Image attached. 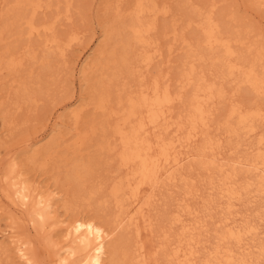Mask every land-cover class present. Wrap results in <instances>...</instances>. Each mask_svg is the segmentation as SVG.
Segmentation results:
<instances>
[{
    "label": "rangeland",
    "instance_id": "374dc122",
    "mask_svg": "<svg viewBox=\"0 0 264 264\" xmlns=\"http://www.w3.org/2000/svg\"><path fill=\"white\" fill-rule=\"evenodd\" d=\"M17 1L0 0V233L8 229L4 234L12 235V238L0 239V245L7 251L3 253L0 248V264H25L15 255L14 241L19 240L27 242L31 254L41 264H55L57 244L59 247L66 244L63 228L72 215L108 218V208L103 202L107 192L104 183L120 172L117 161H113V146L117 139L114 141V137H110V146L101 148L105 136L111 132L104 134L103 127L110 125L112 128L116 123L123 108L117 102L126 96L124 84L130 82L134 89L140 79L149 82L158 76L163 81L168 79L173 91H177V82L188 57L193 53L200 57L202 51V18L196 17L198 11L203 16L212 12L228 37L245 39L247 44L234 42L232 59L235 62L252 61L255 52L250 48H264V0H261L262 4L255 0H143L147 11L142 16L147 23L155 22L156 27L147 36L150 45L145 50L140 46L130 49L129 58L134 62L132 77L114 54L122 52L120 39L129 36L128 29H122V25L133 17L138 0H30L20 8L16 6ZM37 3L42 7L39 8ZM154 6H157L158 13L151 11ZM19 15L22 19L18 18ZM31 25L41 32H32ZM112 28H117L119 34L115 31L110 34ZM53 38L60 46H51L47 42ZM143 53L152 56L148 65L141 63ZM12 58L18 64L11 69L8 64ZM206 58L205 62L195 60V65L224 91L223 97L215 99L209 106L212 112L211 136L221 139L226 158L232 159L237 154L244 156L248 151L246 144L256 143L258 137L242 132L240 137L230 138L225 132L226 111L237 103L264 113V94H256L249 85L240 82L239 74L229 75L220 64H211L207 54ZM262 58L260 69H264V52ZM116 74H119L118 78ZM103 89L111 98L106 110L95 105L97 94ZM189 92L190 88L185 89V99L175 101L174 118L186 113ZM263 128L261 125L260 133ZM237 142H240L238 149L230 152L228 148ZM35 149L38 158L32 160L30 157ZM44 161L46 164L42 165ZM81 164L93 171L85 188L103 187L100 193L104 198L99 193L94 200H72L75 189L80 186L70 179V175ZM13 166L15 171L9 172ZM196 166L187 162L184 173L194 178L191 183L197 190V195L189 199L190 206L198 210L196 220L190 221H198L200 225L201 245H198L197 262L206 259L212 247H216L217 229L222 231L226 225L240 224L252 225L253 232L245 234L241 243L236 242L239 247H235V241L230 243L234 253L242 259L248 258L243 264H264V191L258 192L257 186L252 184L229 208L227 198L209 189L208 176ZM244 175H248L251 182L257 181L255 173ZM16 176L25 178L33 187L54 190L61 198L71 194L69 198L75 202L74 210L67 211L58 198V201L55 199L56 210L51 214V221L57 218L58 223L54 226H50L49 221L43 225L35 223L31 210L24 207L21 213L16 211L7 197H15L12 182ZM179 188L169 183L156 191L151 214L156 224L159 222L157 226H160L165 212L174 208L173 197L179 195ZM99 196L101 201L96 200ZM228 217L229 224H225Z\"/></svg>",
    "mask_w": 264,
    "mask_h": 264
},
{
    "label": "bare ground",
    "instance_id": "6f19581e",
    "mask_svg": "<svg viewBox=\"0 0 264 264\" xmlns=\"http://www.w3.org/2000/svg\"><path fill=\"white\" fill-rule=\"evenodd\" d=\"M255 1L261 4L263 2ZM29 2L30 0H18L16 6L20 8ZM36 5L39 8L42 7L39 3ZM156 8L157 6H154L151 11L158 13ZM146 11L145 2L138 0L133 17L122 25V29L129 31L128 38L120 39L119 46L122 52L119 51V55H117L118 51L114 54L117 61L121 60L130 77L134 75V62L129 58L131 47L140 46L145 50L150 45L147 36L156 27L155 22L147 23L143 18L142 15ZM196 15L202 18L200 23L202 51L199 53L200 57L197 53L188 57L177 82V91H173L168 79L163 81L158 76H154L149 82L140 79L134 89L130 82L124 84L123 89L126 96L120 97L117 102L123 108L116 123L112 124V128L109 127L110 125L103 127L104 134L111 130L112 135L105 136L101 148L110 146V137H114V141L115 138L117 139V144L113 146L115 152L113 161H117V170L120 172H114L113 178L104 183L107 192L104 196L106 200L104 199L103 202L108 208L106 214L108 218L103 220L94 215H72L63 228L66 244L60 247V244H57L58 257L54 261L55 264H243L247 262L248 258L244 260L236 256L230 243L233 241L235 244L236 242L241 243L244 235L253 232V228L252 225L242 226L235 225V223V226L226 225L225 228L220 226L222 228V231L219 228L220 233L217 229L216 247L214 249L212 247L206 259L197 262L198 245H201L199 238L201 233L198 231L200 225L198 221L191 222L190 220H196L198 210L189 204L190 197L196 196L197 190L194 187L195 184L193 186L191 183L194 178L191 179L185 174L184 169L190 161L198 165L209 178L208 184L211 186L209 189H214L220 196L227 198L229 202L226 199L225 201L229 203V208L233 206L234 200L242 198L244 192L252 184L257 186L258 192L264 191V128L263 134L259 131L261 125L264 127V113L260 109L245 108L237 103L227 109L224 125L225 132L230 138L236 139L244 132L249 136L257 135L258 139L256 143L254 141L249 146L246 144V149L249 151L245 153L246 155L237 154L232 159L226 158L224 156L225 147L221 139L211 136L212 112L209 109L215 99L223 97L224 91L217 88L213 81L208 80L203 71L199 70L194 63L197 59L202 62L207 61V54L211 64L215 66L216 63L220 64V68L229 75L239 74L240 82L249 85L256 94H264V69L262 68V71L259 68L260 61L263 60L264 48L253 46L250 48L255 52V58L252 61L235 62L236 60L232 59L235 55L234 42L247 44L245 39L225 35L226 32L223 33L221 25L212 12L203 16V13L198 11ZM18 18L22 19V16L19 15ZM31 30L32 32L37 30L38 34L41 32L34 25H31ZM114 31L115 34H119L117 28H112L109 33L114 34ZM47 42L51 46H60L55 38ZM151 59L152 56L149 54L141 55V63L148 65ZM17 64V61L12 58L8 66L12 69ZM115 77L118 78L119 74ZM187 88H190L191 93L189 92L186 99V113L176 119L173 114L175 101L185 99L184 94ZM104 89L97 94L95 99L96 107L101 110H106L111 100L109 93ZM111 143L114 145V142ZM239 143L229 147L228 150L230 152L237 150ZM30 158L32 160L38 158L36 149ZM45 164L46 161L42 163V165ZM198 167L196 166L197 170H199ZM13 171H15V166L9 170V172ZM248 172L257 174V181L251 182V178H248L249 174L244 175ZM92 173L90 167L82 164L76 166L71 173L70 179L80 186L72 195L74 197L72 200L75 202L86 199L94 200L101 192V188L103 190V187L96 186L85 188V182ZM169 183L180 187V196L177 194L178 198L173 197L174 208H169L165 212L163 219L160 220V226H157L159 222L156 224L154 215L151 214L153 204L156 202V191ZM12 185L15 187V197L6 194L16 211L21 213L24 207L28 208L32 212L33 221L41 225L48 221L50 226L58 223L57 218L51 221L53 219L51 214L56 210L55 199L58 201V198H61L58 192L33 187L21 176H16ZM69 197L61 198L62 207L67 211L73 209L75 203ZM101 197L99 196L96 200L101 201ZM172 205L174 204L171 203ZM228 220L229 217L225 224H229ZM7 232L8 229H4L3 233H0V239L12 238V235L4 234ZM14 243L15 255L20 261L25 264H41L31 254L26 241L19 240ZM238 244L235 247H239ZM0 248L3 249V253L7 252L1 245ZM238 253L241 254V251Z\"/></svg>",
    "mask_w": 264,
    "mask_h": 264
}]
</instances>
